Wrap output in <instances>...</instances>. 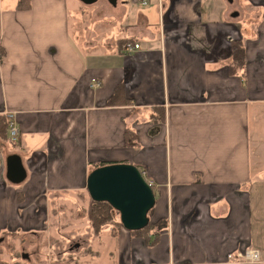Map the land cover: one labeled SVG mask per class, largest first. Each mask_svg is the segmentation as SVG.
<instances>
[{
  "label": "crops",
  "instance_id": "1",
  "mask_svg": "<svg viewBox=\"0 0 264 264\" xmlns=\"http://www.w3.org/2000/svg\"><path fill=\"white\" fill-rule=\"evenodd\" d=\"M17 1L0 0V115L19 132L0 137V241L47 233L57 196L80 210L88 173L125 162L165 226L84 224L77 264H264V0Z\"/></svg>",
  "mask_w": 264,
  "mask_h": 264
},
{
  "label": "water",
  "instance_id": "2",
  "mask_svg": "<svg viewBox=\"0 0 264 264\" xmlns=\"http://www.w3.org/2000/svg\"><path fill=\"white\" fill-rule=\"evenodd\" d=\"M91 4L96 0H80ZM115 4L116 0H109ZM26 176L17 154L6 157L5 177L18 184ZM86 191L94 202H106L118 212L119 222L127 231L144 228L149 222V211L155 204L151 185L142 172L131 163L115 162L93 168L86 177Z\"/></svg>",
  "mask_w": 264,
  "mask_h": 264
},
{
  "label": "rangeland",
  "instance_id": "3",
  "mask_svg": "<svg viewBox=\"0 0 264 264\" xmlns=\"http://www.w3.org/2000/svg\"><path fill=\"white\" fill-rule=\"evenodd\" d=\"M64 201L65 198L62 195L57 196L56 203L49 209V218L52 221L47 233H39L38 236L27 233L3 237L0 241V251H2L0 264H77L78 249L81 247L80 250L84 252L88 248L87 244L84 245V239L77 237L79 231L83 232L84 224L89 226V232L93 236L87 220L92 200L86 195L85 206L83 207L80 200L79 205L76 206L82 207L80 210L76 207L73 211L68 210ZM116 220H119L118 212L113 213V220L103 225L104 228L119 229L114 227ZM73 241L77 243V246ZM20 255L23 257L21 258ZM12 256L15 258L13 259Z\"/></svg>",
  "mask_w": 264,
  "mask_h": 264
},
{
  "label": "trees",
  "instance_id": "4",
  "mask_svg": "<svg viewBox=\"0 0 264 264\" xmlns=\"http://www.w3.org/2000/svg\"><path fill=\"white\" fill-rule=\"evenodd\" d=\"M31 0H18L15 9L17 10H27L30 8ZM230 68L241 69L245 63L244 50L239 40H235L231 44V52H230ZM8 126V118L6 115H0V137L5 138L6 129ZM134 140V137L131 135L127 140V143L131 145ZM100 166V165H99ZM97 167V166H95ZM94 167V168H95ZM139 169V168H138ZM141 171V170H140ZM152 210V209H151ZM151 210L148 213V216L151 214ZM113 213H117L108 203L106 202H94L92 201L90 208L87 213V220L92 230L93 236H98L102 231L103 225L113 220ZM114 227L121 228V224L119 220L114 222ZM164 220H158L157 222L148 224L140 229L135 231H129L132 235L144 236L147 239L148 234L154 230L155 234L157 231L164 227ZM114 233V232H113ZM153 241H150L152 243Z\"/></svg>",
  "mask_w": 264,
  "mask_h": 264
},
{
  "label": "built area",
  "instance_id": "5",
  "mask_svg": "<svg viewBox=\"0 0 264 264\" xmlns=\"http://www.w3.org/2000/svg\"><path fill=\"white\" fill-rule=\"evenodd\" d=\"M141 2L143 4L146 3V0H141ZM138 48V44H127L125 46V49L128 52L133 51L134 49ZM7 131H8V140L11 143H16L17 139H18V128L15 126L14 122L12 121V119H8V127H7ZM238 256L242 257L245 261H251V262H255L259 260V252L255 249H246L243 253H239ZM230 257V255H229Z\"/></svg>",
  "mask_w": 264,
  "mask_h": 264
},
{
  "label": "flooded vegetation",
  "instance_id": "6",
  "mask_svg": "<svg viewBox=\"0 0 264 264\" xmlns=\"http://www.w3.org/2000/svg\"><path fill=\"white\" fill-rule=\"evenodd\" d=\"M20 257L22 258L23 257V255H20ZM14 259V258H13Z\"/></svg>",
  "mask_w": 264,
  "mask_h": 264
}]
</instances>
